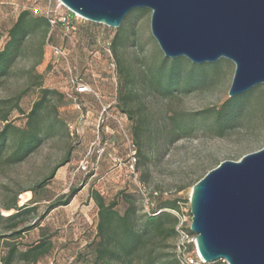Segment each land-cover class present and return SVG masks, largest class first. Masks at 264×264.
Returning a JSON list of instances; mask_svg holds the SVG:
<instances>
[{
	"label": "rangeland",
	"instance_id": "1",
	"mask_svg": "<svg viewBox=\"0 0 264 264\" xmlns=\"http://www.w3.org/2000/svg\"><path fill=\"white\" fill-rule=\"evenodd\" d=\"M25 10L47 16L48 1L0 0L1 48ZM141 12L128 15L118 29L70 14L76 30L67 31L61 18L68 11L59 9L51 14L54 26L46 34L44 29L32 34L9 74L0 78V129L1 116L10 108L9 120L23 126L41 89L58 93L49 99L48 118L59 116L66 123L25 161L0 163V216L5 217L0 219V259L12 245L26 250L51 243L50 253L36 263L17 256L12 264H85L81 256L97 232L94 192L108 199L121 190L134 193L139 216L168 199H180L176 211L190 214L196 183L222 162L240 161L264 147V84L229 98L235 65L228 60L178 65L189 82L175 87L173 97L142 93L143 79L137 75L164 55L151 33L152 12ZM117 31L124 39L117 47L118 56L122 66L137 77L141 97L126 107L112 47ZM50 46L60 48L63 56L53 55ZM73 81L82 82L90 91L78 94ZM60 95L69 103L56 111L54 102ZM221 109V124L214 128L215 113ZM124 110H131L133 119ZM176 121L186 123L193 133L178 137ZM66 158L69 162L57 170L53 181L39 187ZM72 190L76 194L68 205L50 208L54 202L65 201ZM15 203L19 207L30 204L35 211L8 220L15 211L6 208ZM124 208L121 203L119 209ZM171 246L166 252L173 254L174 242Z\"/></svg>",
	"mask_w": 264,
	"mask_h": 264
},
{
	"label": "water",
	"instance_id": "2",
	"mask_svg": "<svg viewBox=\"0 0 264 264\" xmlns=\"http://www.w3.org/2000/svg\"><path fill=\"white\" fill-rule=\"evenodd\" d=\"M83 19L120 28L150 10L151 33L163 55L194 65H235L233 99L264 84V0H58ZM191 230L207 263L264 264V147L224 161L196 183Z\"/></svg>",
	"mask_w": 264,
	"mask_h": 264
},
{
	"label": "trees",
	"instance_id": "3",
	"mask_svg": "<svg viewBox=\"0 0 264 264\" xmlns=\"http://www.w3.org/2000/svg\"><path fill=\"white\" fill-rule=\"evenodd\" d=\"M144 11L142 10V12ZM50 27V18L45 15H35L29 10L19 14L8 31L4 47H0V78L9 74L13 62L24 49L25 41L39 29H44V34H46ZM120 37L121 40L119 41ZM1 39L2 35L0 34V41ZM123 43L121 31H117L112 47L114 56L118 61L119 79L123 82L121 91H125L122 96L125 107L129 101H138L141 98L135 84L138 76L143 79L142 93L155 92L168 97L177 95L175 87H182L189 82V78H184L177 66L182 63H192L186 58L171 60L165 56L159 57L155 64L149 65L145 71L134 77L127 68L122 66L117 53V47ZM40 94L39 100L35 102L30 112L25 116L26 122L23 126H18L9 120L11 108L2 114L0 163L5 159L13 163L25 161L44 141L56 134L58 126H66L64 120L59 116H56L55 120H50L46 112L47 105L51 102L49 99L58 93L49 89H41ZM54 103V109L58 111L59 107L67 105L69 102L60 95L59 100ZM222 111L221 109L215 113L214 128L221 124ZM124 113L129 114L130 118L133 119L131 110H124ZM174 129L178 137L193 133V129L184 122L176 121ZM135 136L138 137L137 128H135ZM68 162L69 160L66 158L38 186L43 187L51 183L57 170ZM75 194L76 190L70 191L65 201L54 202L50 208L68 205ZM91 198L98 208V223L95 241L87 245L85 256H81L84 258L85 264H179L174 252L170 254L166 252V249L172 247L171 243L175 240L177 224V218L167 210L179 209L180 199H168L148 214L139 216L134 193L121 190L114 198L108 199L99 192H94ZM29 203L31 204V201ZM121 203L125 205L123 211L119 209ZM30 204L19 207L15 203L7 207L6 210L15 211L7 219H18L24 211L27 213L35 211V208L30 207ZM0 219H5V217L0 216ZM13 233L17 235V232ZM51 249V243H41L26 250H20L16 245H12L0 261L1 264H12L18 256L23 261L36 263L40 257L49 254Z\"/></svg>",
	"mask_w": 264,
	"mask_h": 264
},
{
	"label": "built area",
	"instance_id": "4",
	"mask_svg": "<svg viewBox=\"0 0 264 264\" xmlns=\"http://www.w3.org/2000/svg\"><path fill=\"white\" fill-rule=\"evenodd\" d=\"M48 10L47 17L50 18V24L53 27L56 23L55 19H52L51 14L57 12L59 9L65 8L68 13L62 16L61 21L67 31L76 30V27L71 23L70 14L76 15L79 18L81 16L69 11L60 1L58 0H47ZM55 3V7H53ZM50 49L55 56H63V52L56 46H50ZM74 88L78 94H86L90 91L89 87L82 82L73 81ZM134 151L133 154H135ZM135 163L136 158H133ZM171 213L177 218V224L175 227L176 236L174 240V256L179 264H229L226 260L220 259L214 263H207L200 255L197 246V235L191 230L192 214H180L176 210H172Z\"/></svg>",
	"mask_w": 264,
	"mask_h": 264
}]
</instances>
